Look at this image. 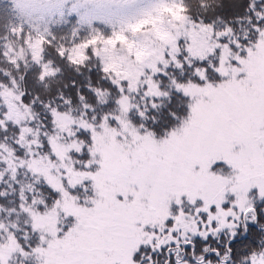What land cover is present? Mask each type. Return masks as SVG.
<instances>
[{"label":"snow or ice","instance_id":"6c2138e0","mask_svg":"<svg viewBox=\"0 0 264 264\" xmlns=\"http://www.w3.org/2000/svg\"><path fill=\"white\" fill-rule=\"evenodd\" d=\"M0 264H264V0H0Z\"/></svg>","mask_w":264,"mask_h":264}]
</instances>
